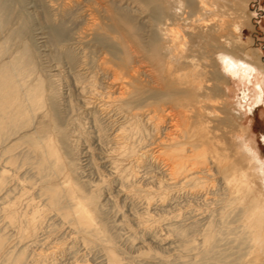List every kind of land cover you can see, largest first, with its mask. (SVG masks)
Returning <instances> with one entry per match:
<instances>
[{
	"label": "bare ground",
	"instance_id": "obj_1",
	"mask_svg": "<svg viewBox=\"0 0 264 264\" xmlns=\"http://www.w3.org/2000/svg\"><path fill=\"white\" fill-rule=\"evenodd\" d=\"M46 1L50 20L70 19L75 23L72 36L75 46L62 45V48L79 50L71 62L79 69L75 82L79 94L85 98L83 102L88 100L85 95L93 94L92 98L100 103L99 116L102 114L109 119L119 116L127 125H121L113 137L117 144L116 156L112 151L114 157L108 156L112 158L111 173L120 181L122 192L130 196L145 192L144 197L139 198L151 204L148 197L151 190H142L137 185L138 171L129 170L125 163L134 162L130 165L133 166L136 162L135 167L141 169L152 155L154 166L164 174V180L157 182V191L166 198L174 191L189 188L191 197L202 198L205 208L196 210L190 228L171 222L169 231L177 237L178 247L175 249L176 242L171 245L175 246L174 251H179L176 257L180 258L124 259L121 256L120 244L117 247V238L103 216L106 212L103 213L100 203L102 184L93 186L92 190L78 178L80 167L66 150L69 132L63 126L65 116L61 118L58 110L52 109L53 104L59 106L60 102L58 80L41 69L37 52L29 42L26 22H22L21 13H16L13 0H0V207L9 202L10 188L6 185L16 179L10 178L8 167H14L12 173L15 174L26 166L32 175L24 178L29 187L38 184L44 208L60 216L87 246L100 245L105 257L102 264H135L138 261L140 264H264V164L253 148L240 141V135L233 136L238 144L231 141L234 148L231 147L226 137L230 133L224 126L226 121L215 109L218 104L215 95H218L221 82H216L217 76L211 69L213 64L220 62L216 66L222 82L232 78V81L243 79L253 84L257 72H261V64L248 46L233 47L227 38L231 24L223 14L225 2L218 5L213 4V0ZM215 12L221 16H218L219 21L210 19ZM17 23L22 27H16ZM93 41L107 49L113 59L100 55L91 71L83 60L87 58L83 48ZM98 73L107 80L104 83L107 91L101 95L96 83ZM89 74L94 75L90 78ZM242 91L239 105L250 99L249 89ZM254 93L253 101L258 105L264 98L262 85ZM249 106L252 112L255 105ZM96 118L98 128L100 122ZM143 121L151 124L156 134L161 135V130L164 133L162 137L156 135V140L153 136L156 149L152 146L151 149L155 150L139 146L142 150L139 157L134 147L138 142L134 145L131 136L145 134ZM145 175L149 177L146 172ZM215 176L222 181L219 188L211 184ZM252 177L263 190L258 188L259 184L255 188L257 183L255 180L253 184ZM138 181L140 183V178ZM40 207L36 205L39 210L32 218H25L26 229L29 225L34 229L40 224V211L44 210ZM13 208H5L9 222L17 218ZM4 237L0 233V252L5 240L8 242ZM24 250L14 256V252L4 251L0 257L2 264H25ZM81 264L89 263L83 261Z\"/></svg>",
	"mask_w": 264,
	"mask_h": 264
},
{
	"label": "rangeland",
	"instance_id": "obj_2",
	"mask_svg": "<svg viewBox=\"0 0 264 264\" xmlns=\"http://www.w3.org/2000/svg\"><path fill=\"white\" fill-rule=\"evenodd\" d=\"M45 2L47 1L13 0V7L16 9V13L22 14V22L27 23V25L25 23L24 26L25 28L27 26L26 32H28L29 34V42L37 52L41 69H43L48 75L50 74L54 80H58V90L61 93V97L59 98L60 102L59 106L53 104L52 109L56 111L58 110L61 118L62 115L63 118L65 116L64 119L66 121L63 120V126L69 132V145H66V150L68 151V153L70 152V157H72L74 160L76 159L75 162L77 163L78 167H80L78 169V172H80L78 174V178H80L79 180L84 181L92 190L94 188L93 186H99L102 184L100 189V203L103 206V213L106 212V214H103V216L110 226L111 232L113 231L112 233L117 238V247L118 244H120L118 249L120 250V252L123 251L121 252V256L124 259H144V257L145 259H148L150 256L151 257L149 259L180 258L178 255V257H176V254H178L179 251H174L175 246L177 245L175 248L177 249L178 244L177 237L174 236L173 233L171 234V232L169 231L171 222H178V224L180 223L179 226L187 228L191 226L192 223H194V219L196 218L195 215L197 214V212L205 208L203 199L195 198L194 196L191 197V190L189 188H187V190H178L179 192L174 191L175 193L173 192L166 198L164 197V194L159 193L157 191L156 185L158 181L164 180V174L161 173L162 169L160 170L157 166H154L156 162L155 159L152 158V155L151 158L149 157V159L147 160L148 162H146L144 166L141 167V169L135 167L136 162L135 164H133V166L130 165H132V163L134 162L125 163L126 165H128L129 170L134 168L136 171H138V178L136 179L137 185L139 184V187L142 190H151L150 192L152 193L149 192L150 194L148 196L151 199V204L148 205L147 201L144 200V198H139L142 197L145 192L140 194L139 196H130L125 192H122L120 181L113 178L114 176L111 173L112 171L110 159L112 158H109L108 156L111 155L110 157H112L113 154L111 153V151L114 153V155L118 152L117 149H115L117 148V144H115L116 141L113 140V137L116 133H118V131H120L118 130L120 129V127H125L124 125H126V123L124 122V118H118L119 116H115L112 117L111 120L109 118H106V116L102 114L99 116V110L97 109V107L99 108L100 103L95 99V97L94 99L92 98L94 96L93 94H88L89 97L85 95L88 100L85 103L83 102L85 98L83 97V95L79 94L80 91L77 88V82H75L79 69L78 66L73 64L74 62H71V59H73V57H76L75 54H78L79 50L74 51L73 49L71 50L70 48H68L69 51H66L62 48V45H64L65 47L75 46L72 38L75 32V23L70 19H66L63 21L50 20L48 18V4ZM224 2L226 4V8L225 10L223 9V14L226 16L225 19L231 24V31L228 33L227 38L230 42L233 43V47H239V45L248 46L253 51L254 55L257 56L256 60L261 64V72H257L256 78L253 79V84H250L249 82H247V80L243 79H235L232 81V78L228 79L224 83L218 76L219 72L216 66L220 64V62H216L217 64H213L211 69L217 76L216 82H221L219 85L220 90L218 92V95H215L218 98V104L215 103V109L218 110L219 114L226 121V123H224V126H226L227 132L230 131V133H227L226 137L230 142L231 147L234 148V145L231 143V141H233L235 145L238 144L237 140L234 141L233 136L240 135V141H245L248 147L253 148V150L258 154L261 162L264 164V98L261 99V103L259 102L258 105L256 102L254 104L256 98V94L254 92L258 90L259 85H262L264 89V0H213V4L218 5ZM218 16L219 14L215 12L214 15L210 17V19H212L213 21H219V17L221 16ZM16 25V27H22L21 23H17ZM67 30L69 33L67 32ZM61 31L63 34H65L61 35ZM95 43L96 42L93 41L90 46H85L86 48H83L87 57L83 60H85L87 63L86 68H90L91 71H94L95 63L97 62L100 55H106L108 56L107 58H110V60L113 59V57H111V54L107 52V49H104L103 47L101 48V46H99L100 44L96 43L95 45ZM217 46L218 48L222 47L221 45ZM214 59L215 58L212 57L213 61ZM92 65L94 67H92ZM99 74L100 73L96 75V83L97 86L101 88V90H99L98 88V94L101 95L102 93L107 91V85L104 84L105 82L107 83V80H105V76L103 77L102 74ZM93 75L94 74H89V77L91 78V76ZM89 77L87 76L85 78L88 79ZM226 87L228 89H226ZM248 89L250 91L249 101H247L246 103L242 101V105H239V101L241 100V96L243 93L242 90L247 91ZM97 97L99 96L97 95ZM90 99H92V101ZM88 103L90 104L88 105ZM94 103L97 106H94ZM249 103L251 105H255L252 112L249 111ZM96 114L98 116H96ZM96 117H98V120L100 122V127L98 126V128L95 122L97 120ZM122 122H124V124ZM148 124L149 123H146V121H143V123L141 124L145 131V134H143L144 136H146L145 138H143V135L139 136L138 134H132L131 136V138L136 141L133 142L134 140L131 139V142L134 145L138 142L137 146L135 145L134 147H136L137 150L136 156L139 157L140 153L142 152L139 146L142 147L146 145V148L144 150H155L156 135L158 138V136L162 137V134L164 133H162L161 130V135L156 134L155 131H153L151 124ZM144 125H146V127ZM138 136L140 137V139H138ZM153 136L155 138L154 142L152 139ZM150 139L152 142H150ZM139 140L142 141L140 142V145ZM151 146L155 149H151ZM70 147H72L73 149ZM138 148H140V152H138ZM114 151H116V153ZM14 169V167H8V174L12 175V177L10 178H16L19 181L21 179L24 180H21L22 184L20 185L21 182H18L16 179H14V181L8 179L12 182L10 181L6 185L9 186L7 188H10L7 200H9V202L11 203L8 202V204L0 207V233L3 234V236H6L4 238L8 239V242L7 240H5L7 243L4 242L5 246H3L2 248L3 251L1 250L0 252V257L3 256L4 251H9L12 253L14 252V256L16 255V253L18 254L21 250L25 249V264H81L83 261H86L89 264H102L104 262L103 259H105L102 247L100 245H93V247L87 246L84 241L81 240V237L75 233L73 228L70 225L64 223L60 216H58L54 211L44 208V202L42 201L43 198L39 196L38 184H34V186L29 187V183L25 180V178H30L29 176L32 175V172H30V170L26 166L22 167L21 171L19 170L20 172L18 171L19 174L18 172H15V174H13L15 171ZM140 171L142 172L140 173ZM144 171L148 173L149 177H146ZM20 175L22 178H19ZM144 177L151 180L148 182V179L145 178V180ZM139 178L140 183L139 181L137 182ZM212 178L214 180H211V178L209 179L213 181V183L211 184H214L216 188H219L218 186H220V183L222 182L220 181V177L215 176V178ZM15 180L16 183L18 182L17 184L15 183ZM104 180L106 182L105 184L103 183ZM255 180L257 184H254ZM257 181L258 180L255 179V177H252V182L255 185L256 189L259 184ZM26 185L28 189L26 188ZM21 186L24 189L21 190ZM258 188L260 190H263L262 188H260V184ZM21 192H24L23 195H21ZM199 199L200 201H198V203L197 200ZM194 200L196 201L194 202ZM36 205L37 207L41 206V210H44L40 211V224L34 228L36 230L35 232V230L33 229L34 226L32 225L31 227L34 231L30 229V225L28 227L29 229L25 228L27 227V223L25 221L27 219L25 218H32L33 215H36V212L38 213V211H36L38 208H35ZM6 206L12 208H16L17 206L16 209L13 208L17 214V218L14 221L15 223L12 220L11 222H9L10 218L7 217L8 212L7 210H5ZM34 209L35 212H33ZM24 214L26 215L24 216ZM18 218L22 220V223H20L21 221ZM148 226L152 227L149 228ZM22 230H25L26 232L23 233ZM160 239H164L165 241L161 242ZM172 242H176L174 243V245H176H171ZM168 247L171 248L169 249ZM142 252H150V254H143L142 256ZM154 253H157V255L154 256ZM40 259L43 262L40 261ZM2 262L3 259L0 258V264H2ZM138 263L140 264V261H138Z\"/></svg>",
	"mask_w": 264,
	"mask_h": 264
}]
</instances>
